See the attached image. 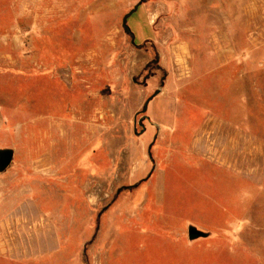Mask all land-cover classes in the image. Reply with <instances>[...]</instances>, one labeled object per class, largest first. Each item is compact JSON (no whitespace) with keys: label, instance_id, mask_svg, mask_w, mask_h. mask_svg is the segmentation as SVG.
Here are the masks:
<instances>
[{"label":"rangeland","instance_id":"rangeland-1","mask_svg":"<svg viewBox=\"0 0 264 264\" xmlns=\"http://www.w3.org/2000/svg\"><path fill=\"white\" fill-rule=\"evenodd\" d=\"M140 1L147 7L125 23ZM157 9L167 71L158 56L145 65L136 48L153 39L147 10ZM201 18L207 25L193 27ZM195 28L200 34L191 33ZM166 80L196 117L214 121L197 124L156 156L154 140L142 141L145 108L157 93L150 85ZM64 119L65 136L56 129ZM195 145L208 152H194ZM5 149L14 160L0 173V222L42 215L50 238L72 244L84 229L73 210L95 211L94 227L122 195L148 194L164 199L159 223L132 241L118 232L112 264H264V0H0ZM142 161L150 166L145 178L157 167L159 178L167 176L122 185ZM31 189L39 200L18 202ZM165 214L177 217V229L192 222L205 236L193 250L171 246L167 238L177 232L166 227ZM239 224L241 242L253 245L256 257L199 247L210 243L207 233ZM36 263L53 264L54 257ZM0 264L26 263L0 257Z\"/></svg>","mask_w":264,"mask_h":264},{"label":"crops","instance_id":"crops-1","mask_svg":"<svg viewBox=\"0 0 264 264\" xmlns=\"http://www.w3.org/2000/svg\"><path fill=\"white\" fill-rule=\"evenodd\" d=\"M205 5L208 6V3ZM141 6L147 7L144 2L140 1L135 8H140ZM135 8L130 13L133 14ZM159 11L160 9H157L151 13L147 10L149 25L154 29V37L153 39L144 41L143 44L136 46V48L141 49L139 51L144 53L145 65L158 56L161 60V66L167 71L165 44L160 42V33L154 23ZM220 11L221 8H217L214 17V20H216L215 24L218 22L220 24V20L223 17V13L221 14ZM130 13L126 16L127 18L131 15ZM195 24L196 26L193 27L199 28L207 25V21L201 18ZM189 26L192 25L190 24ZM191 33L196 35L200 34L196 28ZM146 45H152L154 47L152 48V52L144 50ZM150 88V90H157V93L146 101V115L144 116L146 124L143 129L142 141L144 144H149L154 140L155 146L153 151L156 156L163 154L166 149L174 146L175 140L183 137L188 132H192L195 128L198 129L197 124L214 121L209 115L196 117L197 114L194 115L196 108L175 95L176 93L169 80L164 81L162 86L159 87L152 84ZM141 102H144V96ZM79 105L77 103L76 106ZM73 118H75L74 114ZM66 121L68 120L64 119L56 124V129H59L63 136H65L64 128ZM202 129L203 127H200V131ZM88 138H90L89 127ZM193 151L196 153L205 151L206 153L208 152V148L195 145L193 146ZM31 167L39 166L31 164ZM149 169L150 166L147 162L142 161L132 171L131 178L127 179V182L122 185L134 186L140 181H147L150 184L155 180L162 181L167 176L164 175L163 178H159L155 173L161 172V170L157 167L153 169L154 173L145 178ZM44 193L42 192L41 197H43ZM35 196L34 190L31 189L27 194L18 196V202L38 201L39 199ZM163 200V198L148 194L122 195L109 209L99 215V221L97 223L93 221L94 227L90 220L95 219V211L78 212L73 210L72 214L74 219L76 221L78 219V227L84 226V229L80 230V236L75 237L74 240L77 239L72 244H69L68 241V243L59 242L61 238L58 235L55 238H50L53 229L50 227V221L42 217V215H37L36 217L31 215L32 217H30L27 216L28 213H21L24 216H20L18 213L12 223L0 222V257L9 259L12 263L26 264H37L36 262L38 261L47 260L52 257H54L53 264H112L113 244L115 242V236H118V232H121L125 236L123 241L125 239L127 241L136 239L134 235L145 231V229L153 232L155 225L160 221V214L156 212V209L160 208ZM163 220L168 229L177 232L175 237L169 235V238H167L169 244L173 247L184 249L185 251L187 249L193 250L192 248L197 244L190 238L189 231L192 227H196L195 224L188 222L177 229L176 216L165 214ZM61 223L64 225L63 222L57 221L58 225H61ZM85 227H88V230H85ZM12 229L15 241H12V239L11 241L9 240L12 236L10 234ZM19 236H29L30 240L26 239L24 242H19ZM64 239L62 237V240ZM205 239L206 241L209 240L210 243L203 246L199 245V247H207L215 250L222 246L232 252L244 249L250 253L246 256L256 257V253L252 251L253 245L241 242L240 224L238 227L228 229L224 233H207ZM214 241L219 242L214 243ZM261 260L263 261V258Z\"/></svg>","mask_w":264,"mask_h":264},{"label":"water","instance_id":"water-1","mask_svg":"<svg viewBox=\"0 0 264 264\" xmlns=\"http://www.w3.org/2000/svg\"><path fill=\"white\" fill-rule=\"evenodd\" d=\"M138 7L135 8L134 11L137 10ZM132 14V13H130ZM127 17L124 22L126 23ZM14 160V151L10 149L0 150V173L6 172L10 166L12 165ZM190 238L192 240L204 237L205 234L201 231L197 230L195 227H192L189 231Z\"/></svg>","mask_w":264,"mask_h":264},{"label":"trees","instance_id":"trees-1","mask_svg":"<svg viewBox=\"0 0 264 264\" xmlns=\"http://www.w3.org/2000/svg\"><path fill=\"white\" fill-rule=\"evenodd\" d=\"M129 30V29H128Z\"/></svg>","mask_w":264,"mask_h":264}]
</instances>
